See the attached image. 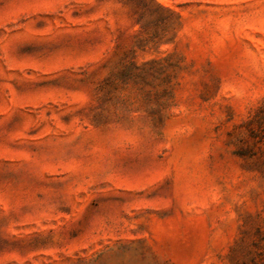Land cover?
I'll return each mask as SVG.
<instances>
[{
    "label": "rangeland",
    "instance_id": "rangeland-1",
    "mask_svg": "<svg viewBox=\"0 0 264 264\" xmlns=\"http://www.w3.org/2000/svg\"><path fill=\"white\" fill-rule=\"evenodd\" d=\"M0 264H264V0H0Z\"/></svg>",
    "mask_w": 264,
    "mask_h": 264
}]
</instances>
